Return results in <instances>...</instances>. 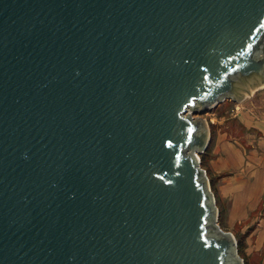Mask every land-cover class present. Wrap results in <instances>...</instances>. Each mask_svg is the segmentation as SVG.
Segmentation results:
<instances>
[{"label": "water", "instance_id": "water-1", "mask_svg": "<svg viewBox=\"0 0 264 264\" xmlns=\"http://www.w3.org/2000/svg\"><path fill=\"white\" fill-rule=\"evenodd\" d=\"M263 84L264 0H0V264H245L194 113Z\"/></svg>", "mask_w": 264, "mask_h": 264}, {"label": "crops", "instance_id": "crops-1", "mask_svg": "<svg viewBox=\"0 0 264 264\" xmlns=\"http://www.w3.org/2000/svg\"><path fill=\"white\" fill-rule=\"evenodd\" d=\"M231 100L228 114L211 116L216 136L209 167L226 206V221L235 223L260 207L264 211V84ZM261 216L250 222L264 223Z\"/></svg>", "mask_w": 264, "mask_h": 264}, {"label": "rangeland", "instance_id": "rangeland-1", "mask_svg": "<svg viewBox=\"0 0 264 264\" xmlns=\"http://www.w3.org/2000/svg\"><path fill=\"white\" fill-rule=\"evenodd\" d=\"M230 100H231L230 98H226L223 101H221L220 104L218 103L217 106L215 105L214 107L208 108L201 113H194V115L202 116L207 121L208 126L211 129L210 123L213 122L212 121L213 119L212 117L214 116L213 113H215L217 116L222 115V114L223 115L228 114V112L231 109V106H233V102ZM215 124H214V127L216 128ZM215 132H216V129H215ZM207 163L209 165V158H208ZM202 167L206 170L205 164ZM206 174L208 177L210 189L213 192L211 188V184H210V176L208 175L207 170H206ZM215 203H216V199H215ZM216 206L218 208L217 221L219 225L221 226V228L226 231H230L235 236L236 240L238 238H242L243 240V247H242L241 253L239 252V250L238 252H239V255L243 258L244 263L246 261L247 264H264V232H263L264 223L261 222L260 220L258 222H250L252 216L254 215H258L259 218L262 217L261 215H263L264 211H261V207L252 211L251 212L252 214L244 218L243 221L229 223L226 221L227 220L226 206H224V203L221 201L220 197H219L218 202L216 203ZM219 209L223 210V213H221V216L219 215L220 213ZM244 257L246 260L244 259Z\"/></svg>", "mask_w": 264, "mask_h": 264}, {"label": "trees", "instance_id": "trees-1", "mask_svg": "<svg viewBox=\"0 0 264 264\" xmlns=\"http://www.w3.org/2000/svg\"><path fill=\"white\" fill-rule=\"evenodd\" d=\"M232 101V100H230ZM220 104V103H219ZM218 105V104H217ZM216 105V106H217ZM211 129H210V132H211V137H210V141H209V144L208 146L206 147V149L200 153V164L203 166L204 164L206 165V170H207V173L208 175L210 176V184H211V188L215 194V199H216V203L218 202L219 200V197H218V193H217V186H216V176L213 174V172L211 171L207 161H208V158L211 154V150H212V147H213V144H214V141H215V136H216V132H215V127H214V123L211 122ZM206 162V163H205ZM220 213L219 215L221 216V213H223V210L219 209ZM237 246H238V250L239 252L241 253V250H242V247H243V240L242 238H238L237 239ZM245 259V257H244ZM246 260V259H245ZM245 264L246 261H245Z\"/></svg>", "mask_w": 264, "mask_h": 264}, {"label": "bare ground", "instance_id": "bare-ground-1", "mask_svg": "<svg viewBox=\"0 0 264 264\" xmlns=\"http://www.w3.org/2000/svg\"><path fill=\"white\" fill-rule=\"evenodd\" d=\"M231 252V258H236L235 250L232 248L230 249Z\"/></svg>", "mask_w": 264, "mask_h": 264}]
</instances>
